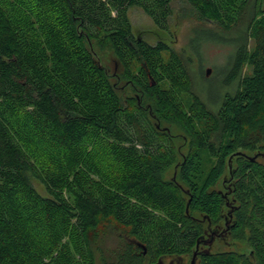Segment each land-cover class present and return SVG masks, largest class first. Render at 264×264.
Listing matches in <instances>:
<instances>
[{
    "label": "trees",
    "instance_id": "16d2710c",
    "mask_svg": "<svg viewBox=\"0 0 264 264\" xmlns=\"http://www.w3.org/2000/svg\"><path fill=\"white\" fill-rule=\"evenodd\" d=\"M180 1L175 48L174 0H0V264H264V0Z\"/></svg>",
    "mask_w": 264,
    "mask_h": 264
},
{
    "label": "rangeland",
    "instance_id": "374dc122",
    "mask_svg": "<svg viewBox=\"0 0 264 264\" xmlns=\"http://www.w3.org/2000/svg\"><path fill=\"white\" fill-rule=\"evenodd\" d=\"M173 9L174 14L170 18L169 30H163L154 23L153 19L141 7H130L129 17L135 34L137 36H142L151 43L164 40L175 48L187 46L192 39V26L197 24V21L192 14L189 13V7L182 1L174 0ZM204 37L205 34H203L201 39ZM232 48L231 43L228 40H224V42L205 43L201 46V49H199V58L196 60L197 67L200 68L203 65L204 70L211 68L213 73L211 72L209 77H218V79L212 83V86H210L209 93L211 96L215 92V86H219V90L222 87V78L227 70V62L233 50ZM113 60L114 57H112L110 53H107L102 61L109 68H113ZM249 70L250 68H247L244 72H249ZM259 160L264 163V157H260ZM36 186L41 192H44V188L38 182H36ZM222 189H224V187H222Z\"/></svg>",
    "mask_w": 264,
    "mask_h": 264
},
{
    "label": "water",
    "instance_id": "95a60500",
    "mask_svg": "<svg viewBox=\"0 0 264 264\" xmlns=\"http://www.w3.org/2000/svg\"><path fill=\"white\" fill-rule=\"evenodd\" d=\"M211 72H212V69L211 68H207L206 69V74L207 75H210L211 74ZM157 126L158 127H160V124L159 123H157ZM168 132H170V129L167 127V128H165ZM236 154H239V155H245L248 159H250V160H252V161H255V160H257L258 158H260V157H264V152H257V153H254L253 155H250V154H247V153H244V152H242V151H238ZM232 157H233V155H232ZM231 157V158H232ZM259 160V159H258ZM260 161V160H259ZM261 162V161H260ZM263 163V162H262ZM232 167V163H230V168ZM175 175H176V172H175ZM175 178V177H174ZM189 211V202H188V204H187V212ZM232 216V215H231ZM203 219H207L206 217H203ZM210 224H211V222H210V219H209V227H210ZM216 232H217V228H211V230L209 231V233H207V236H201L202 238H203V243L204 244H208V245H210L213 241H214V239L217 237V235H216ZM218 233V232H217ZM207 237V238H206ZM200 243H201V239H198V242H197V249H196V251H194V253H193V256H192V259H191V261H190V264H195L196 263V259H197V256L199 255V254H201L202 253V251L201 250H199V248H200ZM144 247V252L146 253V248H145V246H143Z\"/></svg>",
    "mask_w": 264,
    "mask_h": 264
},
{
    "label": "flooded vegetation",
    "instance_id": "af4514ba",
    "mask_svg": "<svg viewBox=\"0 0 264 264\" xmlns=\"http://www.w3.org/2000/svg\"><path fill=\"white\" fill-rule=\"evenodd\" d=\"M223 191H226L225 187H224ZM225 193H226V192H225ZM210 230H211V229H210ZM216 235H220V233H217V232H216ZM207 245H208V244H207Z\"/></svg>",
    "mask_w": 264,
    "mask_h": 264
}]
</instances>
